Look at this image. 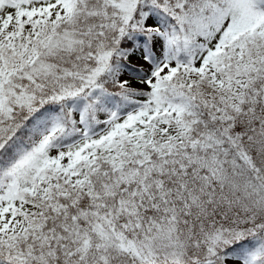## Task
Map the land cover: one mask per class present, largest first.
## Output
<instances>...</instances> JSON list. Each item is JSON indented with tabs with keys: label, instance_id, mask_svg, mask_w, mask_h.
<instances>
[{
	"label": "snow or ice",
	"instance_id": "obj_1",
	"mask_svg": "<svg viewBox=\"0 0 264 264\" xmlns=\"http://www.w3.org/2000/svg\"><path fill=\"white\" fill-rule=\"evenodd\" d=\"M0 264H264V0H0Z\"/></svg>",
	"mask_w": 264,
	"mask_h": 264
}]
</instances>
